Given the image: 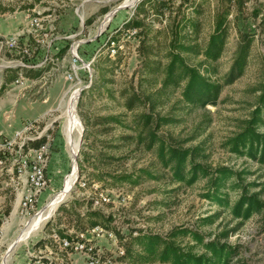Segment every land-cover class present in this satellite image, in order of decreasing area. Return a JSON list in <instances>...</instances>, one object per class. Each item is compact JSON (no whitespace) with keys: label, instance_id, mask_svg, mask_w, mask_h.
<instances>
[{"label":"rangeland","instance_id":"1","mask_svg":"<svg viewBox=\"0 0 264 264\" xmlns=\"http://www.w3.org/2000/svg\"><path fill=\"white\" fill-rule=\"evenodd\" d=\"M180 1L169 0L164 10L167 16L165 23L168 21L170 27L174 25L172 16L177 20L181 15L175 12L184 13L185 6L176 9ZM195 1L200 9L199 14L194 16L199 22L196 41L202 46L212 30L214 15L225 0ZM138 2L0 0V39L17 35L21 47L29 49V54L21 55L9 51L0 43V264H33V255L37 253L32 244L43 235L45 222L54 218L59 206L89 193L90 187L98 192L96 197L102 201V211L114 217L111 225L124 242L128 234L135 233V229L164 236L171 228L182 226L198 231L206 240L235 228L221 239L236 249L230 264H264V207L240 223L229 212L230 205L240 193L254 195L264 202V169L253 160L231 153L224 146V140L237 132L241 123L248 118L259 94L257 88L264 78V0H229L231 12L227 16L228 31L222 53L216 61L206 63L209 78L221 84L217 98L190 109L183 107L177 110V106L172 107V103L180 98L177 89L169 95L166 104L155 107L153 111L159 116L171 112L179 119L176 124L160 127L159 135L183 147L199 144L203 152L195 158V162L209 171L224 166L233 172L222 190L227 195L229 206H219L203 196L210 186L209 178L198 179L189 186L171 183L169 171L159 166L153 151H146L120 139L124 134L131 133L126 125L133 112L147 111V104L138 110H125L121 93L132 88L146 92L158 84L149 87L148 81L152 78L146 82L140 80L149 77L140 72L142 58L136 49L141 36L124 41L118 63L110 60L113 56L107 55L106 60L96 68L95 55L108 33L116 30L132 15ZM29 16L40 17L41 24L27 32ZM87 19L89 22H86ZM160 27V23H152V28ZM169 35L170 29L167 28L164 33L145 43L154 45L156 54L152 59L165 61ZM248 35L252 40L244 70L239 77L225 84L223 81L235 53ZM63 45H67L65 53L55 58L54 52ZM70 46L83 61L90 62L89 69H79L73 81L66 80L64 74L68 68ZM198 59L201 56L194 58L189 55L187 61L194 64ZM20 62L37 64L48 70L36 80L18 76L9 82L12 69L20 66ZM74 93L77 94L74 107L79 129L66 112ZM100 115H118L121 124L113 125L107 133L99 134L100 126L93 125V121ZM29 121L33 122L34 127L22 134L20 139L14 138V131ZM80 129L82 134L78 143ZM33 135L45 137L42 156L46 163L42 170L46 186L31 206L23 208L19 202L26 191L27 182L24 173L17 174L15 166L19 156L28 150L22 151V145L35 139H28ZM76 150L84 151L88 157L79 178L96 183L89 184L85 191L75 188L69 192L75 175L73 157ZM102 152L105 157L98 160ZM77 158L78 153L76 163ZM137 168L146 169L155 178L143 176L135 186L113 184L112 174L131 172ZM69 178L70 186L61 198L67 201L62 203L60 200L58 205L50 208L48 204L65 188ZM84 207H78L76 211L80 212ZM216 212L218 214L212 223L203 224L200 220ZM73 218L62 215L58 228L64 233L73 232L70 226L75 220ZM115 235L111 238L87 234V238L101 248L98 262L109 259L108 264H128L114 260L118 247V236ZM175 241L184 249L200 250L199 245L189 237L175 238ZM68 264L98 263H90L79 253H72Z\"/></svg>","mask_w":264,"mask_h":264},{"label":"trees","instance_id":"2","mask_svg":"<svg viewBox=\"0 0 264 264\" xmlns=\"http://www.w3.org/2000/svg\"><path fill=\"white\" fill-rule=\"evenodd\" d=\"M168 1L139 0L133 8L132 15L123 21L111 34L112 37L117 38L122 28L137 27L139 31L142 29L140 45L136 50L142 58L140 72L147 74L149 77H143L140 80L146 82L149 78H152L150 82L148 81L149 87L158 84L157 87L147 89L146 92L134 91L132 88L130 91L124 90L121 93V97L123 98L122 105L125 110H138L140 106L147 104V111L143 109L133 112L129 124L126 125L131 130V133L124 134L120 139L124 142L134 143L136 147H141L146 151H153L159 166L169 171V181L171 183L189 186L198 179L209 178L210 186L203 196L219 206H229L227 195L222 190L227 186L226 182L233 175V172L224 166L209 171L208 168L195 162V158L199 157L203 152L199 144L194 147H183L179 143H171L157 133L160 127L179 122V119L174 116L175 114L172 115L170 112L159 116L153 113L155 107L166 104L169 95L177 89L179 90L180 98L172 103V107L177 106L175 107L177 110L183 107L190 109L217 98L221 84L209 78L206 63L216 61L222 53L228 31L227 16L231 12L229 0H225V4L215 13L212 30L207 35L202 46L196 41L199 22L194 16L198 15L200 10L196 7L197 1L191 0L188 2V0H181L178 3L176 9L182 6H185V9L184 13L175 12L176 14H181L177 20H175V16H172L173 27H170L168 21L165 23L167 16H165L164 10L168 5ZM169 12L171 13V10ZM192 12H194L193 15L191 14ZM187 13H190V15ZM86 22H89V19ZM152 23H160V29L152 28ZM167 28L170 29L171 35L168 36V47L164 53L165 61L161 62L159 59L151 58L156 54L153 50L154 45L152 43H145L164 33ZM251 38V35L246 36L238 47L223 83L228 84L242 74L247 62ZM107 45L105 41L97 50L96 68L101 61L106 60ZM66 49L67 45L61 46L54 52V57H61ZM189 55L194 58L201 56V59L191 64L187 61ZM121 56V51H117L110 60L118 63ZM12 70L13 74L9 82L15 79L18 73L27 79L36 80L48 68L43 69L38 67L33 69L17 66ZM257 90H259V94L248 118L241 123L237 132L224 140V146L231 153L253 160L264 169V78ZM120 124L121 121L118 115H100L93 121V125L100 126L99 134L107 133L113 125ZM84 133L85 131H83ZM44 141V136L26 141L22 145L21 150L25 151L28 148H37ZM104 157V153L102 152L98 160ZM87 158L84 151H78V179L81 175L83 164L87 162ZM143 176L155 178L144 168H137L131 172L112 174L111 178L113 184L125 183L129 186H135ZM84 182L85 187L78 188L81 191L89 188V184L94 181ZM96 193V189L90 187V196ZM91 204L92 200L83 195L78 199H71L66 205L59 206L55 211L54 218L47 220L43 225V235L32 244L33 247L36 248L43 244L51 246L49 235L52 233L72 239L77 231H84L89 227L99 226L105 230L112 231L114 235L116 234L115 236H118L116 243L122 249V252L114 260L120 263L230 264L236 254V249L221 241L235 228L224 230L216 238L206 240L198 231L182 226L171 228L164 236L158 233L145 232L142 229H135V233L128 234L127 241L124 242L123 237L118 235V231L111 225L114 218L112 214L104 213L99 207H91ZM82 206H85L83 210L77 212L76 208ZM263 207L264 202L259 201L254 195L240 193L230 205L229 212L232 218L238 219L240 223L253 213L259 212ZM61 213L63 216H73V219H75L70 224L73 229V232L70 234L64 233V231L58 228L62 216L60 215ZM217 214L218 212L200 220L204 222L203 224H210ZM185 236L189 237L194 244L199 245L200 250L193 251L180 247L176 243L175 238Z\"/></svg>","mask_w":264,"mask_h":264},{"label":"built area","instance_id":"3","mask_svg":"<svg viewBox=\"0 0 264 264\" xmlns=\"http://www.w3.org/2000/svg\"><path fill=\"white\" fill-rule=\"evenodd\" d=\"M41 19L36 16H29L26 23V31H33L34 26L40 25ZM115 31V30H114ZM109 32L106 38L107 42V55L114 56L117 51H121L124 49V41L129 38H140L139 28L137 27H126L122 28L117 38L112 37V33ZM0 43L4 45L9 51H14L20 53L21 55L29 54V49L25 46H22L18 43V36L12 35L7 38L0 39ZM69 51V62L68 68L64 72L65 79L68 81H73V78L77 76V71L80 69L86 68L89 69V61H83L76 53V51L71 50V46L68 49ZM96 56V55H95ZM94 56V57H95ZM20 66L18 67H27V68H36L37 64H26L20 62ZM22 76L20 73L16 76ZM23 77V76H22ZM15 78V79H16ZM14 79V80H15ZM34 127L33 122H27L23 124L21 129L14 131V138L20 139L22 134L25 132H29L30 129ZM38 136H32L28 139H33ZM44 144L42 143L37 148H28L26 154L20 155L19 159L16 163L15 170L18 175L24 173L25 179L27 182L26 191L23 193L20 205L23 208H28L32 205L35 197L40 193V191L46 186V180L43 174V166L46 161L42 156L44 152ZM32 155L31 158L28 156ZM85 182L82 179H77L75 188H84ZM95 189V188H94ZM85 191V190H84ZM98 192L90 196L89 193H85L84 197L92 200L91 207H99L101 208V199L97 200ZM72 233V232H70ZM68 233V234H70ZM87 234H100L106 235L113 238L114 234L112 231L105 230L99 226H93L85 229L84 231L75 232L72 239H67L63 236L57 235L56 233H52L49 235L51 239V246L43 244L42 246L36 247L34 250L35 253L33 255V264H68V259L70 258L72 253H79L83 256L84 259L91 262H97L98 264H108L109 259H103L100 262L97 261V258L102 253L101 248L97 247L91 239L87 238ZM48 237V236H46ZM122 252V249L118 246L116 251V256ZM91 259V260H89Z\"/></svg>","mask_w":264,"mask_h":264},{"label":"bare ground","instance_id":"4","mask_svg":"<svg viewBox=\"0 0 264 264\" xmlns=\"http://www.w3.org/2000/svg\"><path fill=\"white\" fill-rule=\"evenodd\" d=\"M127 1V0H126ZM127 3V2H126ZM73 95V94H72ZM77 97V94L74 93V95L72 96L69 105H68V109H67V115L70 117V121L73 122L75 124V126L79 129L78 127V123H77V119H76V113H75V107H74V103H75V99ZM81 130V129H80ZM71 183V178L67 179L65 188L58 194V196L51 201L48 205L50 208L54 207L55 205H57V203L61 200V198L65 195V192L68 190L69 186Z\"/></svg>","mask_w":264,"mask_h":264},{"label":"water","instance_id":"5","mask_svg":"<svg viewBox=\"0 0 264 264\" xmlns=\"http://www.w3.org/2000/svg\"><path fill=\"white\" fill-rule=\"evenodd\" d=\"M81 89H82V87H80V90H81ZM79 93H80V91H79ZM78 95H79V94H78ZM81 134H82V131L80 130V133H79V135H78V139H77V142H78V143L80 142ZM77 148H78V147H77ZM77 153H78V150H76V152H75V154H74V157H73L74 164H75V175H74L73 182H72V186H71L69 192L75 190V183H76V181H77V179H78L77 163H76ZM66 201H67V199H66V198H63L60 202L64 203V202H66ZM57 205H58V204H57ZM56 207H57V206H56ZM56 207H55V208H56ZM54 210H55V209H54Z\"/></svg>","mask_w":264,"mask_h":264}]
</instances>
